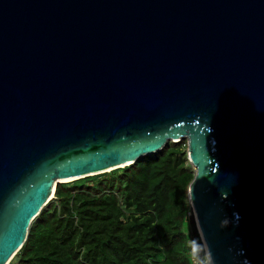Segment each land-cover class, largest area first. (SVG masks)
Returning <instances> with one entry per match:
<instances>
[{
    "label": "water",
    "instance_id": "water-1",
    "mask_svg": "<svg viewBox=\"0 0 264 264\" xmlns=\"http://www.w3.org/2000/svg\"><path fill=\"white\" fill-rule=\"evenodd\" d=\"M184 138L205 253L264 264V0H0V264L59 184Z\"/></svg>",
    "mask_w": 264,
    "mask_h": 264
},
{
    "label": "trees",
    "instance_id": "trees-1",
    "mask_svg": "<svg viewBox=\"0 0 264 264\" xmlns=\"http://www.w3.org/2000/svg\"><path fill=\"white\" fill-rule=\"evenodd\" d=\"M188 140L57 186L12 264H195L206 254L189 189Z\"/></svg>",
    "mask_w": 264,
    "mask_h": 264
},
{
    "label": "clouds",
    "instance_id": "clouds-1",
    "mask_svg": "<svg viewBox=\"0 0 264 264\" xmlns=\"http://www.w3.org/2000/svg\"><path fill=\"white\" fill-rule=\"evenodd\" d=\"M198 264H214L210 251L207 252L198 262Z\"/></svg>",
    "mask_w": 264,
    "mask_h": 264
},
{
    "label": "bare ground",
    "instance_id": "bare-ground-1",
    "mask_svg": "<svg viewBox=\"0 0 264 264\" xmlns=\"http://www.w3.org/2000/svg\"><path fill=\"white\" fill-rule=\"evenodd\" d=\"M203 239H204V238H203ZM204 243H205V246H206V251L208 252V246H207V244H206L205 239H204ZM6 264H9V263H6Z\"/></svg>",
    "mask_w": 264,
    "mask_h": 264
},
{
    "label": "built area",
    "instance_id": "built-area-1",
    "mask_svg": "<svg viewBox=\"0 0 264 264\" xmlns=\"http://www.w3.org/2000/svg\"><path fill=\"white\" fill-rule=\"evenodd\" d=\"M12 261H13V259L10 261V263H9V264H12ZM195 264H197V262H195Z\"/></svg>",
    "mask_w": 264,
    "mask_h": 264
}]
</instances>
